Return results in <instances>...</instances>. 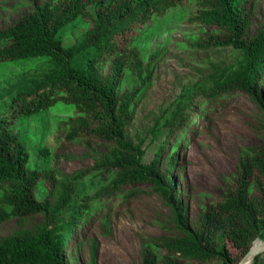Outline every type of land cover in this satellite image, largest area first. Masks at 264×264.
<instances>
[{"label": "trees", "instance_id": "16d2710c", "mask_svg": "<svg viewBox=\"0 0 264 264\" xmlns=\"http://www.w3.org/2000/svg\"><path fill=\"white\" fill-rule=\"evenodd\" d=\"M255 1L0 0L28 5L0 29V66L35 60L52 64L0 113V224L41 217L31 229L20 225L0 237V264H81L86 245L92 251L88 264H96L92 225L82 226L103 220L106 214L96 218V213L112 197L136 198L139 187L168 212L157 223L166 234L144 244L140 264H237L255 239L264 241V25L249 33ZM77 19L85 24L83 37L65 46L59 32ZM162 22L166 28L160 31ZM180 24L187 26L189 42H178L179 50H230L238 60L212 65V74L183 88L164 108L147 133L149 142L158 144L145 160V139L134 143L128 127L152 73L169 52L170 38L161 34ZM80 55H85L82 67L73 64ZM239 95L253 104L255 135L263 143L245 150L224 192L203 199L191 221L185 188H179L180 145L188 141L194 120ZM57 103L72 109L57 123L66 130L67 142L81 141L90 152L93 142L104 148L92 168L61 179L50 169L30 166L15 126L17 118L41 114ZM39 153L47 156L44 148ZM94 172L101 185L83 194L78 185ZM261 258L250 264H260Z\"/></svg>", "mask_w": 264, "mask_h": 264}, {"label": "rangeland", "instance_id": "374dc122", "mask_svg": "<svg viewBox=\"0 0 264 264\" xmlns=\"http://www.w3.org/2000/svg\"><path fill=\"white\" fill-rule=\"evenodd\" d=\"M26 11L28 5L23 3L0 2V29L12 24ZM250 17L249 33L255 35L264 25V0L255 1V9ZM160 25V31H163L166 24L162 22ZM185 29L187 26L180 24V27H174L171 33L161 34V38H170L169 52L166 60L152 73L148 90L142 95L128 127V135L134 143L145 139L148 147L145 160L151 157L153 148L158 144L157 141L149 142L147 133L164 112V108L183 88L201 83L212 74L210 71L212 65L230 66L238 60V55L230 50L210 52L179 50L178 42H189L185 37ZM84 30L85 24L77 19L65 26L59 32V37L62 43L68 46L80 41ZM84 58L85 55L78 56L73 64L82 67ZM51 68V62L44 60L0 66V113L7 110L19 90H28L36 81V76ZM71 114L72 109L69 105L57 103L41 114L16 119L18 135L30 155V166L38 170L50 169L58 179L62 178V174L69 176L76 171L92 168L98 154L104 151L103 147L94 142L91 144L94 151L90 152L81 141L67 142L64 139L66 130L57 123ZM255 114L253 104L244 95H239L224 105L209 110L204 117L190 124L186 137L188 141L185 140L179 148L181 157L178 158V168L183 169L179 188H185L183 197L187 198L191 221L196 220L203 199L209 200V196L218 197L224 192V186L231 180L245 150L263 143L260 136L255 135L257 131ZM174 137L173 135L168 143ZM41 148L47 151L46 157L40 156ZM168 148L165 151H168ZM94 173L86 176L78 185L79 191L83 194L91 195L101 185L100 178ZM138 190L136 198L112 197L110 203L104 205V209L97 211L96 218L106 214L103 217L106 221L99 220L100 217L82 226L84 229L92 225L90 237L94 240L96 264H140L144 244L166 234L157 224L168 216L163 204L156 196L144 193L145 187H139ZM40 221L41 217H35L24 223L17 220L4 222L0 224V237L13 233L20 225L31 229ZM79 229L80 227L76 228L75 233ZM89 247L86 245L83 248L81 264H88L87 260L92 256ZM72 248L71 241H68L67 252L70 253ZM261 257L260 264H264V252L261 253Z\"/></svg>", "mask_w": 264, "mask_h": 264}, {"label": "water", "instance_id": "95a60500", "mask_svg": "<svg viewBox=\"0 0 264 264\" xmlns=\"http://www.w3.org/2000/svg\"><path fill=\"white\" fill-rule=\"evenodd\" d=\"M264 252V241L255 239L249 247L246 254L239 260L237 264H246L247 261L252 260L255 256Z\"/></svg>", "mask_w": 264, "mask_h": 264}, {"label": "bare ground", "instance_id": "6f19581e", "mask_svg": "<svg viewBox=\"0 0 264 264\" xmlns=\"http://www.w3.org/2000/svg\"><path fill=\"white\" fill-rule=\"evenodd\" d=\"M251 263V260L247 261L246 264H250Z\"/></svg>", "mask_w": 264, "mask_h": 264}]
</instances>
